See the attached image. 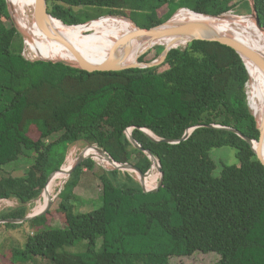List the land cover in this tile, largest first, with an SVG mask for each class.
Listing matches in <instances>:
<instances>
[{"label": "trees", "instance_id": "obj_1", "mask_svg": "<svg viewBox=\"0 0 264 264\" xmlns=\"http://www.w3.org/2000/svg\"><path fill=\"white\" fill-rule=\"evenodd\" d=\"M47 1L50 14L68 26L90 21L87 25H98L116 17L108 15H119L143 29L165 23L182 8L220 16L238 5V0ZM254 4L264 27V0ZM244 7L251 12L248 0ZM76 8H96L99 15L88 19L89 14L77 13ZM15 21L23 33L21 22ZM17 36L8 2L0 0V200L19 203L1 212L0 219L27 217L29 205L45 188L48 191L60 172L47 185L49 177L63 167L69 148L79 141L147 173L153 164L130 142L126 132L131 129L136 141L160 160L164 183L159 191L144 193L131 173L99 167L95 174L102 195L92 211L82 212L88 202L75 189L84 171L95 169L96 162L88 159L53 202L63 226L51 225L53 206L24 224L4 225L29 226L30 233L24 244H10L3 263L171 264L172 258L200 252L219 255L216 264H264V166L237 134L207 127L234 128L259 139L248 104V62L250 76L232 48L195 41L172 49L165 63L153 69L89 73L27 60L22 45L15 47ZM159 50L141 61H155L164 48ZM198 126L189 139L174 145L153 142L142 130L159 139L180 140ZM55 135L59 137L48 144ZM223 147L236 151V164H218L211 157L214 149ZM27 152L36 157L25 176H2L5 167Z\"/></svg>", "mask_w": 264, "mask_h": 264}, {"label": "water", "instance_id": "obj_2", "mask_svg": "<svg viewBox=\"0 0 264 264\" xmlns=\"http://www.w3.org/2000/svg\"><path fill=\"white\" fill-rule=\"evenodd\" d=\"M7 2L9 5L10 14L13 18L14 16L12 12V5L10 3V0H7ZM250 3H251L250 4L251 5V15L249 17H251L256 22L258 28L264 32V27L261 25L260 19L258 18V15H257L254 0H251ZM179 10L181 11V10H189V9L182 8ZM189 11L194 14V17L189 18V19H184V20H176L175 19L176 14H174L165 23L155 26L151 29H143L139 27L133 20L127 17H123L119 15H108V16L123 17L131 21L133 25L135 26V29L125 34L124 36H122L115 42L106 60H104L103 62L99 64H95V63L88 61L83 56H81L79 53H77L74 50V48L69 44V42L56 31L53 25V21H60V20L56 19L54 16L50 14L48 1L47 0H35L33 19H34L35 24L39 28V30L42 32V34L45 35L47 39L69 48L77 58L75 63L65 61V60L41 59L40 61L52 62L55 64L60 63L68 67L76 68V69L86 71L89 73L122 72V71L132 70V69L133 70L153 69L165 63L172 49L186 48L188 44L195 42V41H207V42L220 43L222 45L228 46L232 48L233 50H235L237 54L242 58L244 63L246 64L247 70L249 72V76H250V68L247 62L253 64L260 72H262V74H264V54L255 50L251 46L243 43L242 41H239L232 36L224 34L217 27L216 23H218V20H222L224 16L229 15L231 12L222 14L220 16H213V15L198 14L191 10ZM91 22L92 21L87 22L86 24H81L77 26L87 25ZM15 27L18 33L23 38H25L24 34L20 31L16 23H15ZM69 27H73V26H69ZM162 42H166V45L164 46V50L162 51L159 57V60H156L150 63L141 61V58L144 55H146L149 50H151L155 45L162 43ZM136 44H139L146 48L141 53L137 54L135 59L131 62L130 60L134 54V49H135ZM255 119L257 122L258 130L260 132V136L258 140H253L250 137L245 136L243 133H241L240 131L234 128L223 127V126H218V125H208L207 127L212 128V129H224V130L237 134L239 137H241L251 146L258 160L264 166V107H263V112L261 116V121L259 122L256 117ZM199 127L201 126L194 127L188 130L186 134L184 135V137L180 140L159 139L151 131L146 130V129H142V130L144 131L145 134H147L151 138L153 142L168 143V144L174 145V144H179L189 139L193 131H195ZM132 131L133 129L128 130L126 132L127 137L129 138L130 142L133 144V146L137 150L145 153L150 158L153 164L152 168L147 173H143L141 169H139L137 166H135L132 163L122 164V163L115 162L113 158L105 150H103L97 145L88 144V148H95L103 157H105V159L114 167L111 170L138 174L140 176V184H141V187L144 193L157 192L160 190V188L163 186V183H164V173H163V168L160 163V160L156 158L150 150L144 149V147L136 141V139L132 135ZM88 159L95 160L91 155L82 153L78 157V159L76 160L72 168L69 170L68 178H70L71 175ZM63 167L58 172L53 173L49 177L47 185L49 184V182L51 181V179L53 178L55 174L62 172ZM154 168H156L161 175L160 181L157 187L153 189H148L145 186V182L148 176L154 170ZM67 182H68V179L65 181V183ZM62 190L59 192L57 197L61 194ZM54 200L55 198H50L46 207L42 211L28 215L27 217L23 219H0V225L24 224L37 217L44 216L52 208Z\"/></svg>", "mask_w": 264, "mask_h": 264}, {"label": "bare ground", "instance_id": "obj_3", "mask_svg": "<svg viewBox=\"0 0 264 264\" xmlns=\"http://www.w3.org/2000/svg\"><path fill=\"white\" fill-rule=\"evenodd\" d=\"M34 2L35 0H15L14 3L16 13L20 16L22 22L24 23V19L26 22H28L24 23V26L28 32V38L31 44L30 49L32 50L33 57L35 59L65 60L75 63L77 58L69 48L47 39L44 34L41 35L42 32L35 24L32 15ZM192 17H194V14L188 11L181 14L180 16L175 17V19L184 20ZM216 24L219 30H221L224 34L232 36L264 54V46H256L254 42L255 39L264 41V32L258 28L256 22L253 19L248 18L242 20L236 18L233 13H230L229 15L224 16L222 20H218V23ZM53 25L56 31L69 42V44L77 53L95 64H99L106 60L115 42L125 34L135 29V26L131 21L127 19L124 20L123 18L113 17L100 24V26L90 25L89 28L94 29L91 34L84 35L81 38H75L69 33L70 30H73L72 28L60 23L59 21H53ZM157 45L165 46L166 42H162ZM138 47L143 48V46L136 44L135 48ZM249 64L252 68V77L247 85L248 103L251 113L260 122L264 107V74H262V72H260L253 64ZM84 153L107 161L105 157H101L102 155L95 148H85ZM73 155L74 151H72L71 154L67 156V162L64 165L62 172L52 179L56 180L53 181L48 191H44L45 193L36 207L40 208L38 212L45 208V205H47L49 199L52 198L53 194L55 193V188L67 180L68 172L75 163V157ZM157 177H148L145 182L146 188H154Z\"/></svg>", "mask_w": 264, "mask_h": 264}, {"label": "rangeland", "instance_id": "obj_4", "mask_svg": "<svg viewBox=\"0 0 264 264\" xmlns=\"http://www.w3.org/2000/svg\"><path fill=\"white\" fill-rule=\"evenodd\" d=\"M249 2H251V0H248ZM15 3V0H11V3ZM245 2H247V0H238V5L236 7V9H234V11H231V13H233V15L236 18L245 20V19H252L251 17H249L251 15V12L248 8L244 7ZM251 4V3H250ZM75 11L77 13H84L85 14H89L90 16L88 17V19H92V18H96L99 14V10L96 8H79V9H75ZM172 12H174V6L171 9ZM189 10H178L176 11V16H180L181 14L188 12ZM12 12H13V16L21 22L22 26H23V34L25 36V38H23L21 35L17 36L16 38V43H15V47L22 45V52L25 56V58L29 61H38L41 59H35L32 55V50L30 49V41L28 38V32L25 29L24 23H28L25 21V19L23 20L24 23L22 22L21 18L19 15L14 13L13 7H12ZM34 13V9L33 12ZM107 11L104 13L106 14ZM33 15V14H32ZM12 18L13 24L15 25V18ZM246 17V18H245ZM244 18V19H243ZM111 19V18H109ZM107 19V20H109ZM124 20H126L125 18H123ZM105 20V21H107ZM104 21V22H105ZM102 22V23H104ZM62 23V22H60ZM102 23H98V26H100V24ZM17 24V23H16ZM64 24V23H62ZM97 25V24H95ZM97 26V27H98ZM69 27V26H68ZM87 27V28H86ZM90 25H84V26H73L70 27L73 30H70L69 33L70 35H72L75 38H81V34H85L86 31L91 30L93 32L94 29H90L89 28ZM41 35H43L41 33ZM256 46H264V41L259 40V39H255L254 40ZM40 45H41V40H40ZM159 47L164 48V46H154L151 50H149L147 52L150 53V55L148 56L150 59L153 58V56L157 53L156 50L158 52H160ZM146 47L143 48H135L134 49V53L136 52H141L142 49L144 50ZM48 54V53H47ZM146 54V55H147ZM101 58V57H100ZM156 60H159L156 59ZM155 60V61H156ZM154 62V61H153ZM248 91V89H246ZM251 111V110H250ZM59 137V135H55L52 138L46 140V142L49 144L50 142H53L54 140H56ZM85 148H88V143L83 142V141H79L77 143H75L74 145H72L69 148L68 151V156L71 154L72 151H74V157H75V162L78 159L79 155H81L82 153H84ZM35 157L36 155L33 152H27L26 156H23L18 162L13 163L11 165H8L7 167H5L4 172L2 173V176H14V177H23L27 174V172L29 171V169L31 168V166L35 163ZM211 157L216 161V163H220V162H224L226 164H236L237 163V159H236V151L228 148V147H223V148H218V149H214L211 152ZM68 158V157H67ZM96 162V166L94 171H88L85 170L84 174L82 176L81 182L79 183L78 187L75 189V193L77 196H79L82 200L87 201L88 203L86 204V206H84L81 211L82 212H90L93 210V207H96L97 203L95 201H97L100 196L102 195V184L100 182V180L98 179V177L96 176L95 172H98V168L102 167L106 170H111L114 167L108 162H104L101 163L100 161L94 160ZM67 162V160H66ZM65 162V164H66ZM64 164V165H65ZM75 164V163H74ZM63 165V166H64ZM158 173L159 176L156 174ZM132 176L135 178L136 181H138L140 183V176L136 173H131ZM153 176L154 178H156L157 176V180H156V184L154 187H156L159 184L160 181V173L158 172L157 169L153 170L152 173L148 176ZM69 180V178H67ZM66 183L64 182L63 184H59L56 188H55V193L53 194L52 198L57 199V194H59V192L64 188V185ZM44 194V192H43ZM43 194L41 195V197L34 201L32 204L29 205L30 208V213L34 214L35 209L39 203V201L41 200V198L43 197ZM56 201V200H54ZM91 201H94L93 203H91ZM19 206L18 201L16 200H0V213L11 209V208H16ZM46 207V205H45ZM53 219L50 221L52 226H63L64 225V220L62 218V216L56 212V206H53ZM30 233V228L29 226H24L22 228H18V229H8L6 228L4 225H0V264H5L2 261V257L6 254L9 253V248H10V244L12 242H16L18 241L21 244H24L26 241V234ZM74 248H71L70 251H73ZM220 256L214 253L211 254H203V253H196L193 256L190 257H183V258H172L171 259V264H216L217 262L220 261ZM41 264H48L45 261L40 262Z\"/></svg>", "mask_w": 264, "mask_h": 264}, {"label": "flooded vegetation", "instance_id": "obj_5", "mask_svg": "<svg viewBox=\"0 0 264 264\" xmlns=\"http://www.w3.org/2000/svg\"><path fill=\"white\" fill-rule=\"evenodd\" d=\"M81 36H84V34H81Z\"/></svg>", "mask_w": 264, "mask_h": 264}, {"label": "built area", "instance_id": "obj_6", "mask_svg": "<svg viewBox=\"0 0 264 264\" xmlns=\"http://www.w3.org/2000/svg\"><path fill=\"white\" fill-rule=\"evenodd\" d=\"M23 56H24V54H23ZM25 57V56H24ZM1 201H3V200H1Z\"/></svg>", "mask_w": 264, "mask_h": 264}, {"label": "clouds", "instance_id": "obj_7", "mask_svg": "<svg viewBox=\"0 0 264 264\" xmlns=\"http://www.w3.org/2000/svg\"><path fill=\"white\" fill-rule=\"evenodd\" d=\"M248 85V84H247ZM249 104V103H248ZM157 187V186H156ZM155 188V187H154ZM153 189V188H152Z\"/></svg>", "mask_w": 264, "mask_h": 264}]
</instances>
